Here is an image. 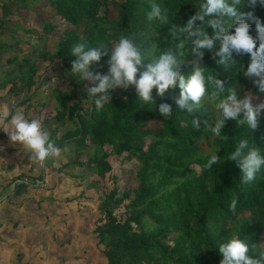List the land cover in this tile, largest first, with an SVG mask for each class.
Wrapping results in <instances>:
<instances>
[{
	"label": "trees",
	"instance_id": "obj_1",
	"mask_svg": "<svg viewBox=\"0 0 264 264\" xmlns=\"http://www.w3.org/2000/svg\"><path fill=\"white\" fill-rule=\"evenodd\" d=\"M151 2L6 0L2 3L4 19L1 24L13 14L14 4L15 11L26 13H39L40 4H45L71 25L57 43L56 50L57 56L65 62L64 75L70 88L53 90L56 113L50 118L58 125L70 121L73 126L60 137L56 136V129L49 134L60 148L70 144L78 148L69 165L86 166L98 177L106 178L113 171L108 147L116 157L126 154L137 162L131 185L122 194L117 187L103 192L100 210L104 219L94 231L98 244L104 246L107 264H220L222 256L216 247L233 235L246 240L250 253H253V245L258 251L264 247V169L250 186H241L240 169L235 162L218 161L211 169L204 164L207 154L216 151L223 157L241 137L255 143L264 153V114L258 117L256 129L228 120L221 136H216L208 129L215 115L209 104L201 102V107L191 114L176 110L178 87H169L162 97L153 89L156 106L162 100L173 105L174 112L168 118L161 117L154 104L136 101L134 86L111 91L110 103L96 111L87 101V86L69 74L75 59L69 55L70 49L79 41H87L91 46L100 43L110 46L120 36L130 37L140 48L145 65L151 62L153 55L174 47L170 30L174 25L184 24L189 15L198 11L199 0H156L162 10H167V24L147 20ZM240 11H253L264 22V8L259 5L252 9L244 0ZM248 22L252 24L251 34L255 35L254 23ZM196 23L203 26L200 21ZM55 28L53 22L43 21L40 36L52 34ZM208 30L211 32L210 28ZM192 47L190 43L185 45L187 63L183 70L186 75L192 63L199 61L205 68V75L211 73L222 81L226 95L232 90L238 98L243 90L253 97L264 96L253 84L254 78L243 74L249 63L247 54H233L229 61L220 64L211 50L200 49L203 53L200 56ZM107 59V55L102 56L91 70L106 74ZM36 73V63L32 62L27 77L20 78L28 91L36 84ZM6 83L3 87L12 84L11 90L18 85L14 77ZM194 118L199 121L195 129L190 121ZM0 139L9 138L0 132ZM84 151L87 152L85 161L81 159ZM195 167H199V171ZM98 185V180L91 181L88 188ZM232 199L237 200L235 212L228 207ZM121 207H124V219L115 213Z\"/></svg>",
	"mask_w": 264,
	"mask_h": 264
},
{
	"label": "rangeland",
	"instance_id": "obj_2",
	"mask_svg": "<svg viewBox=\"0 0 264 264\" xmlns=\"http://www.w3.org/2000/svg\"><path fill=\"white\" fill-rule=\"evenodd\" d=\"M5 1L0 0V116L14 109L26 118L40 119L49 134L56 129V136L60 137L73 124L66 121L58 125L50 118L56 113L53 90L70 88L64 75L65 62L57 56L56 50L71 25L45 4H40L39 13L15 11L14 4L13 14L2 25ZM43 21H51L56 27L44 38L40 36ZM32 62L37 66L36 84L28 91L20 78L27 77ZM11 77L18 83L12 90V84L3 87ZM82 85L90 86L88 81H82ZM245 95L251 96L241 90L238 99ZM261 101L264 96L252 99L254 106ZM202 103L213 108L206 100ZM213 111L215 113L214 108ZM2 125L3 119H0V127ZM77 150L70 144L61 148L59 156L40 163L35 159L31 161L18 142L0 139V215H3L0 261L8 264H107L104 246L98 244L94 231L104 219L100 210L103 192L117 187L122 194L131 185L137 162L126 154L116 157L108 147L113 171L106 178H100L86 166L69 165ZM87 152L81 156L83 161ZM195 168L199 171V167ZM95 180L99 185L88 188ZM123 208L115 210L121 219L125 218Z\"/></svg>",
	"mask_w": 264,
	"mask_h": 264
},
{
	"label": "clouds",
	"instance_id": "obj_3",
	"mask_svg": "<svg viewBox=\"0 0 264 264\" xmlns=\"http://www.w3.org/2000/svg\"><path fill=\"white\" fill-rule=\"evenodd\" d=\"M198 11L187 17L182 25L173 26L170 35L175 41L174 47L153 55L151 62L143 63L144 56L133 39L120 36L110 46L100 43L91 46L87 41L74 43L70 49L71 62L69 74L77 81H88L86 87L87 101L100 111L110 103V93L116 89H127L134 86L136 96L144 104H154L153 89L157 96H163L165 91L175 86L179 95L175 98L176 110L181 113H194L201 107L202 100L208 101L215 109L211 133L221 136L222 129L228 120H236L237 124H245L250 129L258 126V117L264 114V101L252 103V96L245 95L238 99L235 91L226 89L221 80L211 73L205 75V68L199 61L193 62L191 71L186 75L183 66L187 63L185 45L191 44L192 50L209 49L218 63L229 61L233 54L249 56V63L243 70L245 77L254 78L253 84L259 93H264V22L254 15L253 11L242 12L244 0H199ZM250 8L257 5L264 8V0H247ZM225 17L227 19H225ZM148 21L168 23L167 10L156 0L150 3L146 13ZM200 21L203 26L197 24ZM252 21L255 25V35L251 34ZM211 29L209 32L208 29ZM108 56L107 72L92 71V65L98 63L102 56ZM143 69V70H141ZM155 105V104H154ZM155 109L161 117L168 118L173 114V105L162 100ZM242 113V115H241ZM3 125L0 132L7 134L13 143H19L29 155L30 160L43 163L51 157L60 155L61 148L49 137V132L42 126L38 118H26L22 112L7 111L2 113ZM192 127L198 128L199 121L191 119ZM218 161L235 162L240 169L241 186H250L257 174L264 169V153L255 143L241 137L233 145V149L223 157L213 151L206 155L205 168H213ZM228 207L235 212L237 200L232 199ZM222 256L220 264H264V247L250 245L239 235H233L221 241L216 247Z\"/></svg>",
	"mask_w": 264,
	"mask_h": 264
},
{
	"label": "crops",
	"instance_id": "obj_4",
	"mask_svg": "<svg viewBox=\"0 0 264 264\" xmlns=\"http://www.w3.org/2000/svg\"><path fill=\"white\" fill-rule=\"evenodd\" d=\"M3 216V215H2ZM1 215H0V223L2 222L1 220L3 219V217H2ZM2 233V228L0 227V234ZM3 234V233H2ZM0 254H1V250H0ZM2 261L4 262L3 264H8V263H5V260H1L0 261V264L2 263Z\"/></svg>",
	"mask_w": 264,
	"mask_h": 264
}]
</instances>
